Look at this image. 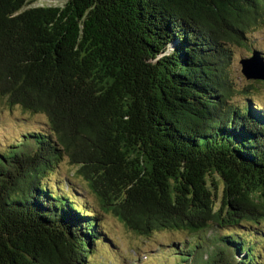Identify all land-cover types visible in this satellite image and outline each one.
<instances>
[{
    "label": "trees",
    "instance_id": "16d2710c",
    "mask_svg": "<svg viewBox=\"0 0 264 264\" xmlns=\"http://www.w3.org/2000/svg\"><path fill=\"white\" fill-rule=\"evenodd\" d=\"M35 1L0 0V95L45 118L0 153V264H95L102 213L192 235L172 263L264 264V80L230 76L264 0Z\"/></svg>",
    "mask_w": 264,
    "mask_h": 264
},
{
    "label": "rangeland",
    "instance_id": "374dc122",
    "mask_svg": "<svg viewBox=\"0 0 264 264\" xmlns=\"http://www.w3.org/2000/svg\"><path fill=\"white\" fill-rule=\"evenodd\" d=\"M65 2L66 0H37L29 6L63 5ZM259 20L260 18H258ZM247 31V46L236 45L233 47L234 57L230 65V76H232L236 85L240 88L251 81H255L246 79L242 73L240 59L251 56L253 49L264 53V21L261 25L252 26ZM262 82H253L258 87L253 94L255 95L256 102L262 104L264 107V83ZM236 100H240L239 97H236ZM44 119V116L24 111L20 106L10 107L0 95V153L1 151L8 150L14 141L26 131L43 125ZM58 171L63 177L66 175L71 176L77 185L81 187L80 191L89 205L95 209H100L97 198L84 189L86 183L82 179L72 176L75 168L71 167L67 160L62 162ZM102 214L100 222L103 224L108 235L113 239L114 247L109 254L102 252L94 254L95 264H171L174 260L173 254L176 251L171 250L170 246L176 243L179 245L192 236L189 233L169 230H158L151 233L148 237L141 236L127 228L112 213ZM260 225L264 229V219L261 220ZM261 261L264 262V254L261 257ZM172 264L177 263L174 262Z\"/></svg>",
    "mask_w": 264,
    "mask_h": 264
},
{
    "label": "water",
    "instance_id": "95a60500",
    "mask_svg": "<svg viewBox=\"0 0 264 264\" xmlns=\"http://www.w3.org/2000/svg\"><path fill=\"white\" fill-rule=\"evenodd\" d=\"M242 73L247 79L264 80V57L257 50H254L249 57L240 59Z\"/></svg>",
    "mask_w": 264,
    "mask_h": 264
}]
</instances>
